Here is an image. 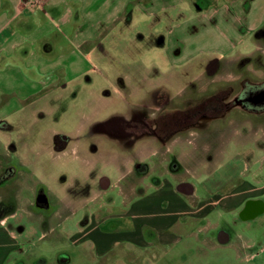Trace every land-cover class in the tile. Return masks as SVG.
<instances>
[{"label": "rangeland", "instance_id": "374dc122", "mask_svg": "<svg viewBox=\"0 0 264 264\" xmlns=\"http://www.w3.org/2000/svg\"><path fill=\"white\" fill-rule=\"evenodd\" d=\"M194 13L178 12L174 20L183 22ZM173 29L164 32L169 36ZM151 40L144 30L132 42L116 40L113 52L106 46L102 62L91 60V69L66 80L65 87L60 76L37 97L19 101L13 116L0 122V175L5 174L0 199L12 205L13 196L30 195L41 179L60 196L51 197L49 212L38 211L42 225L20 208L8 226L24 247L33 245L36 261L42 257L48 264H56L61 251L72 255V264H264V253L254 247L264 239V214L243 222L234 211L216 205L199 222L201 233L196 228L192 234H177L165 248L169 239L150 226L157 223L158 206L138 203L128 210L149 189L143 183H161L165 173L191 179L208 200L226 193L244 173L264 185V109L236 102L243 92L264 84V34L227 54L190 58L183 57L181 47L182 56ZM165 98L173 106L211 108L214 115L207 111L206 118L188 122L182 137L191 139L178 148L180 157L172 156L174 147L155 134L118 136L102 127L144 109L155 116ZM29 158L35 159L34 174ZM202 161L204 167L196 168ZM62 200L70 209L63 217L58 212ZM174 226L167 236L177 232ZM220 230L231 233L230 243H219ZM88 238L97 246L90 247ZM71 242L82 243V249L73 252Z\"/></svg>", "mask_w": 264, "mask_h": 264}, {"label": "crops", "instance_id": "0c3cea01", "mask_svg": "<svg viewBox=\"0 0 264 264\" xmlns=\"http://www.w3.org/2000/svg\"><path fill=\"white\" fill-rule=\"evenodd\" d=\"M184 10L195 13L176 23L174 16ZM169 26L174 29L168 36L164 30ZM263 26L264 0H0V122L13 116L21 105L19 101L37 97L60 76L64 77L61 86L65 87L66 80L75 79L91 69V60L102 62L106 57L105 48L113 52L116 40L120 39L124 44L132 42L143 30L152 40L167 44L168 49L180 56L182 49L183 57L190 58L207 52L230 53L247 39H253L256 30ZM186 132L166 143L174 147L170 152L175 158L183 155L178 148L186 147L191 139L187 141L182 137ZM29 159V171L34 174L37 170L35 159ZM204 165L205 161H202L196 168ZM163 175L161 183L159 180L154 185L143 183L149 189L132 200L128 210L138 203L158 206L155 217L158 220H153L157 223L150 226L157 228L159 236L169 239V243L162 244L165 248L174 244L177 234H192L196 228L201 233L203 227L199 222L206 219L216 205L234 211L243 222L256 220L264 214V185L256 175L253 177L254 181L256 178L259 181L257 185L246 179L244 173V177L234 179L226 193L215 197L212 194L213 198L209 200L202 192L204 189L199 190L191 179L179 180L166 173ZM238 179H242V183L235 185ZM184 184H188L186 188ZM31 190L26 197L13 196L12 205L8 198L0 200V264H48L42 257L36 261L32 256L33 245L24 247L13 228L8 226L9 219L16 216L14 211L20 208L42 225L44 216L38 211L49 212L53 202L51 197L60 198L43 179L36 180ZM65 202L61 201L62 208L58 210L62 217L70 210ZM50 225L51 222L47 226ZM173 225L177 232L169 237L166 234ZM231 238V233L218 231L219 243L228 244ZM88 239L90 247L92 244L97 246L96 242L92 243V238ZM71 243L75 246L73 252L82 249V243ZM246 245L252 248L253 242ZM254 247L259 248L258 253H264V239L254 242ZM73 262L72 255L63 251L56 260V264Z\"/></svg>", "mask_w": 264, "mask_h": 264}, {"label": "flooded vegetation", "instance_id": "af4514ba", "mask_svg": "<svg viewBox=\"0 0 264 264\" xmlns=\"http://www.w3.org/2000/svg\"><path fill=\"white\" fill-rule=\"evenodd\" d=\"M168 101L169 99L166 98L161 101V106L155 116L148 115L144 109V113L135 111L134 114L128 118L122 116L114 118L113 120L110 119L108 122L103 123L102 127L109 130L111 134L118 136H130L139 133L155 134L162 140V142L167 143L172 137L189 129L188 122L194 124L197 120L194 121L193 119L206 118L208 116L207 111L211 109H207V107L197 109V106H195L196 104L192 105L191 108L189 106H173L169 104ZM236 102H241L244 106H247L248 103L264 105V84L256 88L254 87V89L250 91L243 92L237 97ZM222 103L223 102L220 104L223 106ZM199 106L201 105H198V107ZM214 106L215 104H213L212 107ZM184 107L187 108L184 109ZM202 109H204L203 112L201 111ZM209 113L211 112L209 111ZM209 116L214 115L211 113ZM171 154H173V152ZM4 176L5 174L0 175V180Z\"/></svg>", "mask_w": 264, "mask_h": 264}, {"label": "trees", "instance_id": "16d2710c", "mask_svg": "<svg viewBox=\"0 0 264 264\" xmlns=\"http://www.w3.org/2000/svg\"><path fill=\"white\" fill-rule=\"evenodd\" d=\"M255 34H256V36L263 35L264 34V26L260 27L259 29H257ZM247 106L255 108V109H264V105H261V104L260 105H255V104L248 103Z\"/></svg>", "mask_w": 264, "mask_h": 264}, {"label": "water", "instance_id": "95a60500", "mask_svg": "<svg viewBox=\"0 0 264 264\" xmlns=\"http://www.w3.org/2000/svg\"><path fill=\"white\" fill-rule=\"evenodd\" d=\"M184 185H185V188H186L188 184H184ZM181 187H183V185Z\"/></svg>", "mask_w": 264, "mask_h": 264}]
</instances>
